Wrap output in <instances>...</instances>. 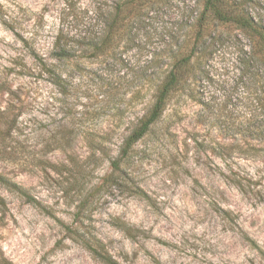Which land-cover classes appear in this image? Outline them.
I'll return each instance as SVG.
<instances>
[{"label":"rangeland","instance_id":"obj_1","mask_svg":"<svg viewBox=\"0 0 264 264\" xmlns=\"http://www.w3.org/2000/svg\"><path fill=\"white\" fill-rule=\"evenodd\" d=\"M118 1L0 0V110L14 120L0 130V264H104L87 246L119 264H264L261 112L234 85L228 25L208 21L217 42L208 79L193 88L200 103L175 96L112 174L121 131L143 111L145 77L157 72L148 61L192 33L202 6L192 17L175 0L154 8L106 55L74 47L52 57L59 30ZM100 130L112 132L93 158L87 134Z\"/></svg>","mask_w":264,"mask_h":264},{"label":"trees","instance_id":"obj_2","mask_svg":"<svg viewBox=\"0 0 264 264\" xmlns=\"http://www.w3.org/2000/svg\"><path fill=\"white\" fill-rule=\"evenodd\" d=\"M172 1L119 0L115 5L110 3L106 6H94L91 13L87 12L81 19L80 26L58 31L51 42L52 57L65 58L74 47L91 48V56L106 55L116 41L128 40L133 22H142L154 8L170 5ZM176 1L182 3L176 7L181 8L182 12L187 11L189 17H192L196 6L200 3L202 6L193 22L188 25L192 28V33L188 31L181 41L179 38L168 41L162 50L165 52L164 59L150 58L148 61L157 72L153 69L145 77L148 98L143 111L121 131L117 156L109 159L112 174L122 171L121 162L124 164L128 159L133 144L151 130L175 96L195 100L193 88L202 80L208 79L207 61L212 54L211 48L217 42L211 32L207 31L208 21L212 18L229 26L224 41L228 39L231 42L229 47L233 49L234 57L229 67L235 76L234 85L255 95L261 112L255 133L264 136V8L253 4V0H197L191 8L185 10L183 5L186 0ZM251 6H254L253 10ZM66 7L69 8L68 4ZM180 24L181 27L184 25L182 19ZM243 38L247 40V44L242 41ZM50 66L47 62L43 63L45 71H51ZM13 125L14 120L12 123L8 121L6 112L0 110V130L9 131ZM110 132L100 130L96 135L87 134L86 147L90 156L95 158L96 153H106L101 140L108 137ZM215 144L218 148H226L221 143ZM118 178L119 174L112 178L115 185L119 183ZM0 179L3 178L0 176ZM18 191L26 196L22 190ZM87 247L104 264H119L110 255L98 252L91 246Z\"/></svg>","mask_w":264,"mask_h":264}]
</instances>
